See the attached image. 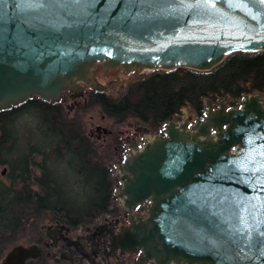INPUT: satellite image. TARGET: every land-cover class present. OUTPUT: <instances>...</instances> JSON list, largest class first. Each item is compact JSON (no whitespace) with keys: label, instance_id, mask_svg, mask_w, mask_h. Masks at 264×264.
<instances>
[{"label":"water","instance_id":"water-1","mask_svg":"<svg viewBox=\"0 0 264 264\" xmlns=\"http://www.w3.org/2000/svg\"><path fill=\"white\" fill-rule=\"evenodd\" d=\"M262 52L260 0H3L0 111L34 98L58 103L65 91L81 94L80 84L102 93L98 64L202 73L235 53ZM144 144L119 174L124 208L142 211L109 232L111 253H138L140 264H264L262 95L236 109L209 106L191 127L171 119ZM43 253L16 244L0 264Z\"/></svg>","mask_w":264,"mask_h":264},{"label":"trees","instance_id":"trees-1","mask_svg":"<svg viewBox=\"0 0 264 264\" xmlns=\"http://www.w3.org/2000/svg\"><path fill=\"white\" fill-rule=\"evenodd\" d=\"M126 91L116 100L95 91L85 109L97 108L112 121L114 133L129 118L160 126L187 106L202 114L203 100L213 96L241 100L263 94L264 52L235 53L210 72H158ZM30 113L38 118V129L28 139L13 126ZM65 117L59 103L38 99L0 113V163L8 168L10 182L0 180V255L9 244L6 233L20 230L26 218L48 217L77 229L108 212L110 171L101 165L102 155L85 135L81 120Z\"/></svg>","mask_w":264,"mask_h":264},{"label":"rangeland","instance_id":"rangeland-1","mask_svg":"<svg viewBox=\"0 0 264 264\" xmlns=\"http://www.w3.org/2000/svg\"><path fill=\"white\" fill-rule=\"evenodd\" d=\"M96 70V71H95ZM93 71V79L96 83L102 87V93L111 100L120 99L127 93V89L136 84L146 80L149 76L163 72L160 70H136L131 72H125L123 70H115L105 72L102 65L98 64L97 69ZM102 71V72H101ZM83 92L79 95L73 91L66 93L60 102V106L63 108L64 115L67 121H73L74 119H80L82 125H84V131L88 133H94L96 124L104 125L111 131H115L112 121L104 119L102 113L95 108L93 110L85 109L86 102L89 101V95L93 93L95 88L85 86ZM66 92V91H65ZM264 99V93L261 94ZM36 99V98H34ZM239 99H234L229 96L224 98L213 96L203 100V112L199 114L195 109L187 106L182 108L181 113L173 117V121L177 125L186 123L188 127L193 126L195 122L201 120L205 113L209 110V106L217 108L220 102L226 104L227 107L237 108ZM87 106V105H86ZM102 119L104 123L102 124ZM38 118L33 114L22 116L16 124L13 126L15 132L24 138L31 139V136L38 129ZM93 125H95L93 127ZM161 126V124H160ZM120 135L122 151L116 152L111 149L108 155H102L100 161L110 169V180L112 181L113 195L112 200L108 207V212L100 215L89 224L80 225L76 230L62 231V236L59 237L57 233H53L58 241L57 244L53 243L52 238L49 236V231H57L60 224L52 222L51 218H26L24 220V226L15 232L8 231L6 236L9 238V244L5 246L3 252L0 255V261L3 259L5 253L10 250L14 245H31L38 244L44 250L43 257L41 258V264H140L138 262L139 254H121L120 252L110 251L109 245V233L98 234L99 228L104 227L106 229H112L114 232H118L120 227L130 225L131 218L138 212L133 210L132 214L127 216L125 214L122 198H120L121 179L120 165H123L129 153H134L135 150H140L147 140L155 136H161L163 126H155L152 122L146 124L133 118H129L125 124L117 128ZM116 130V131H117ZM136 144L135 148H131L129 142ZM129 149L131 151H129ZM124 151V152H123ZM99 154V155H100ZM5 166L0 163V180L9 184L8 176L2 174V170ZM135 209V208H134ZM91 234H96L95 242L97 247L90 237ZM76 240L81 244V248L77 245L66 244L67 239ZM39 241V242H38ZM6 244V243H5ZM79 244V245H80ZM150 264V263H145Z\"/></svg>","mask_w":264,"mask_h":264},{"label":"flooded vegetation","instance_id":"flooded-vegetation-1","mask_svg":"<svg viewBox=\"0 0 264 264\" xmlns=\"http://www.w3.org/2000/svg\"><path fill=\"white\" fill-rule=\"evenodd\" d=\"M97 69V68H96ZM96 71V70H95ZM106 72V71H105ZM95 92V91H94ZM93 92V93H94ZM66 93H70V91L68 90V91H66V92H64V95L66 94ZM92 94V93H91ZM63 95V96H64ZM90 96V95H89ZM89 103H88V101L86 102V105H88ZM85 105V107H87ZM11 109V108H10ZM9 110V109H8ZM7 110V111H8ZM3 112H6V111H0V113H3ZM104 119H102V124L104 123V121H103ZM95 125H93V127H94ZM161 126H163V130L161 131L162 133H161V135H165V126H166V123L165 124H161ZM161 126H159V127H161ZM95 128V131H94V133H93V131H92V133L90 132V133H86L85 132V135L87 136V138L92 142V144L96 147V149L98 148L99 149V151L100 152H102L104 155H106V152H107V149H110V148H112L113 147V150H115L116 152H118L119 150L120 151H122V145H121V140H120V133L117 131V133H114V132H112L111 130H109L107 127H104V125H99V124H96V127H94ZM106 131V132H105ZM0 135H1V131H0ZM129 145L131 146V148H135L136 147V144H134L132 141L131 142H129ZM129 151H131L130 149H129ZM124 152V151H123ZM131 153V152H130ZM129 153V154H130ZM129 156V155H128ZM100 163H101V165L102 166H105L103 163H102V161H100ZM106 168H107V166H105ZM107 170H110V169H107ZM3 172H2V174L3 175H6V174H8V168L5 166L4 168H3V170H2ZM111 181V180H110ZM112 182V181H111ZM113 190H114V188H113ZM125 209V208H124ZM133 210H137V214H139V213H141V211H142V208H141V206H138V207H135V209L134 208H132V211H128L127 209L125 210V214L127 215V216H129V215H131L132 214V212H133ZM56 224H57V222H56ZM58 224H60V223H58ZM70 231V230H76V229H72V228H70L69 226L67 227V226H65V225H63V224H60L59 225V229L55 232L54 230L53 231H49L48 232V234H49V236H50V234L53 236V243L54 244H57V241H58V239H57V237L53 234V233H57L58 235H59V237L60 236H62L63 234H62V231ZM110 231H112V229L110 230V229H106V228H104V227H100L99 228V231H98V234H101L102 232H104V234L106 235V234H108ZM112 232H114V231H112ZM95 236H96V234H91L90 235V237L89 238H91L92 240H93V242L95 243V245H96V247H97V243L95 242ZM109 240V239H108ZM39 242V241H38ZM38 244H40V243H38ZM66 244H74V245H78L80 248L82 247L81 246V244L80 243H78L76 240H71V239H67V241H66ZM80 244V245H79Z\"/></svg>","mask_w":264,"mask_h":264},{"label":"snow or ice","instance_id":"snow-or-ice-1","mask_svg":"<svg viewBox=\"0 0 264 264\" xmlns=\"http://www.w3.org/2000/svg\"><path fill=\"white\" fill-rule=\"evenodd\" d=\"M0 3H3V0H0ZM260 3H261V4H264V0H260ZM253 19L255 20L256 17L254 16ZM105 54H109V53H105Z\"/></svg>","mask_w":264,"mask_h":264},{"label":"bare ground","instance_id":"bare-ground-1","mask_svg":"<svg viewBox=\"0 0 264 264\" xmlns=\"http://www.w3.org/2000/svg\"><path fill=\"white\" fill-rule=\"evenodd\" d=\"M149 70V69H148Z\"/></svg>","mask_w":264,"mask_h":264}]
</instances>
